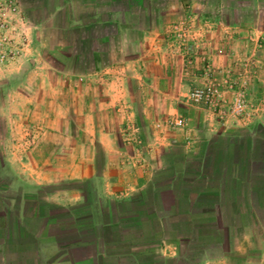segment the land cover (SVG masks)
Listing matches in <instances>:
<instances>
[{
  "label": "crops",
  "instance_id": "crops-1",
  "mask_svg": "<svg viewBox=\"0 0 264 264\" xmlns=\"http://www.w3.org/2000/svg\"><path fill=\"white\" fill-rule=\"evenodd\" d=\"M19 2L29 46L0 62V264H264V0ZM196 11L219 26L203 59L251 116L189 101L206 64L164 27Z\"/></svg>",
  "mask_w": 264,
  "mask_h": 264
},
{
  "label": "built area",
  "instance_id": "built-area-1",
  "mask_svg": "<svg viewBox=\"0 0 264 264\" xmlns=\"http://www.w3.org/2000/svg\"><path fill=\"white\" fill-rule=\"evenodd\" d=\"M28 29L29 23L22 16L19 0H0L1 63L9 64L24 56L29 46ZM180 37L182 38V35ZM202 56L206 57V54ZM205 60L207 82L190 92L189 101L195 105L220 110L224 116L229 114L234 118H247L255 113L257 107L249 102L243 86L229 74L214 69L209 61ZM227 94H232L230 101L226 98ZM169 126L184 130L189 128V123L183 116L178 115L169 122Z\"/></svg>",
  "mask_w": 264,
  "mask_h": 264
},
{
  "label": "rangeland",
  "instance_id": "rangeland-1",
  "mask_svg": "<svg viewBox=\"0 0 264 264\" xmlns=\"http://www.w3.org/2000/svg\"><path fill=\"white\" fill-rule=\"evenodd\" d=\"M192 18L196 20L195 25H193L192 23L194 21H188L186 20L185 17H180L176 20L169 19L171 21L167 24V26L164 27V36L167 42L168 41L172 42V43L170 42V44L176 43L181 48H187V49H189V47L193 48L191 50L194 51V55L200 58L201 61H203L206 64L207 61L203 59L202 54H203L204 48L207 46L206 44L209 43L207 42V39H206V37L208 38V35L210 32L208 30H214L213 26L215 27V30H217L219 29V26L213 24L211 29L208 28L207 26L206 29L202 31L201 29H203L204 25L206 24L203 25L201 21L202 22L212 21V23H214L215 21L214 16H212L211 14L209 15L206 14L205 17H201L199 12L196 11L194 12V14H192ZM180 35H182V38L180 37Z\"/></svg>",
  "mask_w": 264,
  "mask_h": 264
}]
</instances>
